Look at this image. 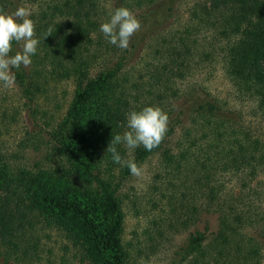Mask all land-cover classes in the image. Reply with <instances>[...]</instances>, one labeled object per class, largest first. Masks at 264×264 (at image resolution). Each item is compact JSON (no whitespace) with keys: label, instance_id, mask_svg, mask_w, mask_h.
<instances>
[{"label":"trees","instance_id":"trees-1","mask_svg":"<svg viewBox=\"0 0 264 264\" xmlns=\"http://www.w3.org/2000/svg\"><path fill=\"white\" fill-rule=\"evenodd\" d=\"M46 1L31 16L40 56H32H37L34 68L13 69L14 85L30 119L37 93L45 92L50 83L74 77L77 87L62 119L48 130L25 132V138L34 139L26 146L44 152L45 167L28 169L11 161L16 156L0 152V255L21 257L37 241L35 232L53 225L73 244L85 248L86 259L96 264L93 249L81 239L90 222L86 214L79 213V198L96 191L112 214L109 264H126L123 215L116 193L119 184L112 183L116 178L110 171L118 170L121 175L130 171L113 163L106 150L113 135L128 130L126 117L131 110L158 106L168 115V131L158 147L147 151L141 145L130 150L120 144L117 150L122 159L134 160L138 166L151 154L161 156L166 181L160 191L172 212L179 197H185L180 189L189 179L196 192L218 203L227 196L212 186L220 173L248 170L254 177L264 169V139L242 130L234 110L208 92L189 89L180 93L176 87V81L191 70L199 48L196 37L205 28L215 42L223 41L220 50H225L227 71L240 93L253 97L256 109L264 114V0L196 2L188 11L190 25L164 36L160 34L163 22L174 14L179 0H143L148 10L137 18L141 28L127 49L110 44L100 31L99 0ZM112 2L113 13L129 1ZM17 7L18 0H0V11L12 12ZM159 35V42L148 45ZM21 48L12 42L10 54ZM208 56L205 51L201 58ZM86 105L91 107L82 126L87 130L85 143L77 146L73 139L80 131L73 118ZM217 207L202 212L187 207L188 221L195 214L193 221L202 227L187 235L170 264H258L260 247L245 231L251 222L248 213L236 212L234 206ZM207 215L215 216L216 225ZM261 218L264 231V214Z\"/></svg>","mask_w":264,"mask_h":264},{"label":"rangeland","instance_id":"rangeland-1","mask_svg":"<svg viewBox=\"0 0 264 264\" xmlns=\"http://www.w3.org/2000/svg\"><path fill=\"white\" fill-rule=\"evenodd\" d=\"M112 1L99 0L103 22L112 14ZM128 1L126 8L136 18H139L144 10H148L147 6L143 5V0ZM201 1L179 0L174 14L163 22L165 28L160 34L162 33V36L164 33L173 34L187 28L191 23L189 9L194 3ZM47 3L46 0H18V7L26 8L30 13L27 18L32 20L31 16ZM207 30L205 28L200 30L196 37L199 41L198 54L193 60L190 72L184 79L176 81V87L181 90L180 93L189 89L208 92L237 113L242 130L254 137L264 139V114L256 109L253 97L240 93L227 71L225 50H220L223 48V41L215 42ZM159 38L161 35L149 40L148 45L156 44ZM16 43L20 46L23 44L22 41ZM205 51L209 56L204 59L201 57ZM35 55L40 56V53ZM37 56L32 57L29 68H34ZM76 87L77 81L74 77L61 78L50 83L44 89L45 92L37 93L33 107L35 113H32L33 118L30 119L25 107L22 106V99L15 85L4 87L0 84V152L10 158L16 156L17 159L13 158L11 161L17 160L16 164L28 169L45 167L44 152L26 146L34 139L25 138V132L33 128L48 130L52 124L62 119L66 115ZM90 107L91 105L84 106L73 118L76 128L80 131L73 139V143L77 146L85 143L83 134L87 130L82 126ZM176 135L172 139V144L177 138ZM163 146L166 147L167 144L163 142ZM129 154L130 152L128 156ZM139 167L141 168L139 176L131 173L121 175L118 170L112 171L113 169L110 171L111 176L116 178L112 183L119 184L116 193L117 198L120 199L123 215L121 240L127 253L126 264H170L173 252L182 245L187 235L195 227H202L201 223L193 221L195 214L188 221L184 213L187 207L202 212L203 208L215 209L218 205L225 208L234 206L236 212L248 213L251 222L248 223L249 226L245 231L258 243L260 247L258 264H264V231L261 227L263 226L261 217L264 214V169L258 171L254 177L248 170L220 173L216 182L212 184L218 192L227 193L225 198L219 200L220 203L211 202L202 193L196 192L194 183L189 179L180 189L185 197H179L172 212L171 207L164 203L165 199L160 191L165 187L166 181L165 176L162 175L161 156L158 153L151 154L140 163ZM181 183L178 181V184ZM179 202L183 203V208ZM79 203L81 205L79 213L86 214L90 222L88 231L81 234V239L88 242L89 250L93 249L96 254V264H109L112 254L111 249L107 247L109 225L112 221L110 209L101 194L96 191L91 192L89 196L79 198ZM225 208L223 209L226 210ZM207 217L216 225L215 216L207 215ZM35 236L37 241L32 249L21 257L12 255L11 258H4L0 255V264H92L86 259L85 248L73 244L67 239L65 232L57 230L53 225L42 226V229L35 232Z\"/></svg>","mask_w":264,"mask_h":264},{"label":"clouds","instance_id":"clouds-1","mask_svg":"<svg viewBox=\"0 0 264 264\" xmlns=\"http://www.w3.org/2000/svg\"><path fill=\"white\" fill-rule=\"evenodd\" d=\"M29 16V11L22 6L12 12L0 11V84L4 87L15 84L13 69L28 67L37 52L39 40L34 37V23L27 18ZM140 28V21L126 7L116 8L110 18L100 25L105 39L120 49L129 47L130 38ZM14 41H22V48L10 54ZM168 124L167 113L158 106L131 110L126 117L128 130L113 135L108 144L106 151L111 154L112 162L127 167L131 174L139 176L141 168L134 160L122 159L117 145L123 144L130 150L142 145L145 150L151 151L161 143L168 131Z\"/></svg>","mask_w":264,"mask_h":264}]
</instances>
